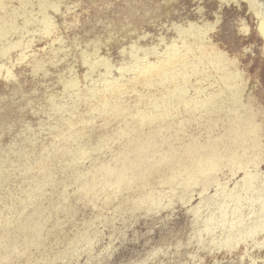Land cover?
<instances>
[{
  "label": "rangeland",
  "instance_id": "374dc122",
  "mask_svg": "<svg viewBox=\"0 0 264 264\" xmlns=\"http://www.w3.org/2000/svg\"><path fill=\"white\" fill-rule=\"evenodd\" d=\"M31 1L32 13L24 11L33 9L27 4L14 19L27 20L24 39L32 44L0 57V64L6 61L13 71L9 78L0 74V264H264V162L233 177L225 168L192 184L171 181L172 172L191 162L192 154L161 139L144 151L122 133L124 114L112 105L96 107L86 91L93 80L117 76L122 64L155 65L169 43L180 54L190 48L191 56H200V47L214 42L235 54L233 64L255 83L244 91L243 101L255 108L264 145V39L246 3L65 0L60 12L50 9L57 28L45 36L39 33L42 23L35 20L39 0ZM13 7H20L17 0L0 13ZM96 40L101 58L84 65L82 51H92ZM23 51L28 58L18 61ZM35 58L45 65L36 71ZM105 58L111 65L100 75L98 65ZM70 69L81 82L63 95L61 77L68 78ZM199 70H188L194 86L210 68ZM132 76L133 71L125 73L128 79ZM52 94L58 95L54 105L48 102ZM136 95H124V105L132 106ZM236 117L231 113L229 121H220L213 130L195 124L181 137L195 135L206 145L211 137L234 144L239 128L231 119ZM80 152L82 158L73 161ZM105 165L114 167L113 174L105 172ZM124 172L127 179L118 184ZM96 175L99 181L101 175L108 178L109 185L95 182ZM226 181V187L217 185ZM150 193L162 196L164 203L149 202Z\"/></svg>",
  "mask_w": 264,
  "mask_h": 264
},
{
  "label": "bare ground",
  "instance_id": "6f19581e",
  "mask_svg": "<svg viewBox=\"0 0 264 264\" xmlns=\"http://www.w3.org/2000/svg\"><path fill=\"white\" fill-rule=\"evenodd\" d=\"M11 1L12 0H0V10L3 11L4 7H7V4ZM17 1L19 2L20 7H13L11 12L4 11L2 14L0 13V57H7V56L9 57V53L13 49L17 50L18 47H20L23 48L24 50L26 48H29L30 43L32 44L31 41L28 40L26 42L24 39L23 33L29 32V28H28L29 26L27 24V20L23 19L22 20L23 22H18L14 19V14L17 11H21V8H23L22 6H25L27 4L29 7L32 4L31 7H33L34 2L32 3L31 0H17ZM242 1L246 3L249 12H251L252 15L255 17L259 34L261 35V38L264 39V0H242ZM64 3L65 0L38 1L37 7H39L41 12L40 14H38L35 20L38 21L37 23L40 22L42 23V28L39 33L45 36H51V34H53L57 26L54 19H52V16L50 15L49 11L50 9L56 12L61 10L63 7L61 8L60 5ZM33 10L34 7L30 11L28 10H24V11L26 12V14H31ZM124 27L125 26H123V28ZM13 34L18 35L16 40L9 39L10 36L11 38L13 37ZM54 40H58V37H55ZM92 44H94L92 51L89 50L82 51L81 58L84 65H88L92 61L101 58L100 50L102 48L100 42L96 40ZM53 51L54 53H56L58 50L54 49ZM261 51H263L264 53V43ZM160 53L162 59L160 60V62L156 63L155 65L154 64L143 65L137 63L133 66H128L126 64H122L117 69L118 70L117 76L115 77L113 76L112 78L102 77L98 80H93L92 83H90L91 85L88 87L86 91L88 92L89 96L94 99L96 103V107L107 108V107H111L112 105L114 110H117L119 113L124 114L126 119L125 123L127 125L126 128L123 129L122 133L124 132L125 134H128L130 141L133 140L137 141L138 146L140 148L142 147L144 151L149 150V147L156 145V142H158V140L161 139V140L169 141L172 147L174 148L176 147L183 148L185 149L186 153L192 154V159H190L191 162L180 165L177 171L172 172V174L170 173L171 175L169 176V178L171 179V181L180 180L182 182L184 181L187 182L188 184H192L195 181H197L202 175H209L219 170H223V169L225 170V168L228 169V172L231 173L232 177L238 173H248L250 170L258 169L261 166V164L264 162V145L262 144L263 142H262V134H261V130L263 129V127H262V123L258 121V119L256 118L257 115L254 113L255 108L251 104L248 105L243 101L244 91H246V89H252L255 83L252 81L249 75L241 71V68L233 64L236 55L229 54L228 52H226V50L222 49L219 45L215 44L214 42L205 45V47H200V51L198 52L200 56L195 54L191 56V54H189L191 53L190 48H188L185 51V53L180 54L179 48L176 46V44H171V43L167 44L165 49L161 50ZM26 56H27L26 53L23 51L21 53V56L17 60L22 61L23 59L26 58ZM31 56H29V58ZM44 56L45 55H43V57ZM27 58L25 60H27ZM38 58L33 59L34 60L33 67L35 71L45 66L44 61L38 60ZM28 61L30 60L28 59ZM5 62L6 61L0 64V74L3 73L7 78H9V76L10 77L13 76L12 74L13 71L9 66L6 65ZM110 65L111 62H109V60L105 58L102 61L101 65H98L99 70L97 71V73L101 75L102 69L108 68ZM199 67H204V70L210 68V71H205L202 79H200L201 81H198V85L194 86L191 83V79H190L192 75L190 76L188 70L190 68H193L194 70L193 73L197 74L200 71ZM73 70L74 69L69 70L70 76L68 78L61 77V82H62L61 87H63L62 90L63 95L70 94L73 91H75V89L78 87V83L81 82L79 77L74 76ZM128 71H133V76L130 77L129 79L125 77V73ZM182 77L184 78L183 79L184 83L179 84L177 80L179 78L182 79ZM84 78L87 79L85 74H84ZM193 86L195 87L194 88L195 93L191 94L190 90ZM130 92L131 93L137 92L138 95H136L137 98L134 101L133 105L129 107L124 105V103L126 102L124 95H127ZM57 98L58 95L52 94L50 98H48V102L51 105H54L57 101ZM231 113L237 115L235 119H231V120L234 121V123L239 128L236 131L238 139L234 144L223 145L220 144L218 141H216L215 138L211 137L210 138L211 142L209 141L210 143L206 145L203 142H197L195 135L189 136L187 140L184 139V137H181L191 126H194L195 124L200 125L198 129L202 130L205 126H208V129L213 130L214 126L217 127L220 121H229L228 119H230ZM83 121L85 120L83 119ZM79 123L80 122H78V124ZM68 134H71V132ZM81 138L83 139V137H80V139ZM191 139H193L194 141H192ZM64 142H66V140ZM79 154L80 155L77 157L75 154L73 155V158L75 156L73 161L75 160L77 162V160L79 161L82 158L83 153L80 152ZM167 157L170 158L168 155ZM70 163L72 164L73 162ZM112 167L105 165L103 169L105 170V172L110 171L109 173L113 174V171H115V169H113L114 167L113 168ZM125 175L127 174H125L124 172V173H120L118 175L119 176L118 178L116 176L118 184L127 179ZM99 176L97 175L94 176L95 182L99 181L100 178ZM101 178L102 179L99 182L100 183L103 182L104 183V185L102 184L103 186H105V184L106 186L109 185L107 184L109 180L108 178L107 180L106 178L104 180V175L103 176L101 175ZM114 179L115 178H113V180ZM110 184H112V182ZM227 184L228 182L226 181L223 184L220 183L217 185L220 187H226ZM106 186L103 188H106ZM95 187L98 186L96 185ZM114 188L116 187L114 186ZM114 188H112V190ZM134 190L135 189H133V191ZM159 190L161 191V189ZM101 191L104 190L102 189ZM121 192H123V190ZM148 198L150 199L148 201L154 204L160 202V204L162 205V203H164L162 202L163 200L161 201L162 196H158L155 193H150ZM167 199L166 201H170Z\"/></svg>",
  "mask_w": 264,
  "mask_h": 264
}]
</instances>
